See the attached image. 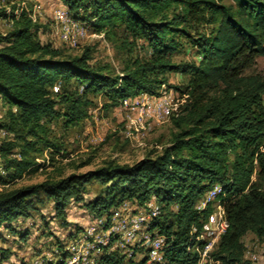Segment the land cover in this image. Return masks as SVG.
<instances>
[{
  "label": "trees",
  "instance_id": "16d2710c",
  "mask_svg": "<svg viewBox=\"0 0 264 264\" xmlns=\"http://www.w3.org/2000/svg\"><path fill=\"white\" fill-rule=\"evenodd\" d=\"M59 1L94 32L120 39L127 59L120 72L111 63L95 66L91 47L67 53L41 40L45 27L28 11L17 17L0 7V18L12 21L0 33V99L8 108L0 119L7 132L0 138V160L10 172L9 179L0 176L2 184L34 170L36 154L59 151L51 123L63 118L71 126L89 118L94 97H103L109 111L126 99L156 94L163 84L171 87L170 73L190 76L189 97L172 116L177 131L171 145L159 153L0 190V227L31 217L46 200L66 220L70 203L85 201L86 186L96 181L102 192L86 205L97 217L124 201L142 205L154 196L161 214L151 229L166 236V264H199L189 249L193 228L202 229L212 208L199 211L197 204L221 184L229 227L212 257L219 264H255L245 258L244 237L252 233L264 242V74L246 71L264 56V0ZM120 27L123 36L117 35ZM183 38L199 48V62L174 60ZM139 40L149 56L133 55ZM138 252L128 257L116 249L98 264H145V258L136 260Z\"/></svg>",
  "mask_w": 264,
  "mask_h": 264
},
{
  "label": "rangeland",
  "instance_id": "374dc122",
  "mask_svg": "<svg viewBox=\"0 0 264 264\" xmlns=\"http://www.w3.org/2000/svg\"><path fill=\"white\" fill-rule=\"evenodd\" d=\"M218 1L225 4L232 3V0ZM0 7L13 15L17 10L28 11L35 21L44 25L45 28L40 33V38L44 42H50L55 47L63 48L71 54H79L85 47H91L93 65L111 63L118 72L124 67L127 53L121 47V40L116 38L113 41L108 40L103 34L94 32L88 23L82 21L88 27L89 37L79 48H71L63 41L61 25L55 19L56 9L63 7L59 0H0ZM11 24V19L0 18V33L7 32ZM116 31L118 36H123L122 27ZM182 41L183 47L174 55V60L176 62H199L201 59L199 48L184 38ZM136 54L143 57L150 55V50L143 40L137 42L133 55ZM246 73L264 74V56L258 57L255 65ZM189 79L190 76L181 73H170L168 81L172 86L163 84L167 91L173 92L181 100V107L189 97L187 91ZM55 86H58L60 90V83ZM94 101L95 104L90 109V117L77 124L67 126L63 118L53 120L50 125V137L60 147L59 151L48 148L36 154L38 164L34 170L26 172L15 182L7 184L0 182V190L40 183L50 177L58 178L71 173L84 172L110 161L132 164L147 155L159 153L171 145L173 133L177 131L172 117L154 124L152 130L145 135L143 133L134 134L129 139L125 136V113L122 108L118 109L120 107L118 106L105 111L102 108L103 97H94ZM7 109L0 99V119L6 118ZM2 130L4 129H0V138L7 136L1 133ZM9 175L10 172L4 170V162L0 160V176L3 179H9ZM253 181L261 184L257 174H254ZM102 188L103 186L96 181L88 184L85 201L73 200L67 208L66 220L56 215L54 201L46 200L39 204L31 217L19 218L10 226L8 224L1 226L0 264H29L37 256L42 255L47 258V264H56L57 260L53 255L58 249L64 247V242L85 230L99 218L87 207L86 203L96 199L101 194ZM121 204L113 206L110 215L100 216L106 219L105 223H108L107 217H112L113 212ZM244 242L246 250L258 256L255 264H264V242L252 233L244 237ZM116 249L115 247L114 250ZM137 251L139 252L136 260L139 261L146 257V248H139Z\"/></svg>",
  "mask_w": 264,
  "mask_h": 264
},
{
  "label": "built area",
  "instance_id": "2783aa9c",
  "mask_svg": "<svg viewBox=\"0 0 264 264\" xmlns=\"http://www.w3.org/2000/svg\"><path fill=\"white\" fill-rule=\"evenodd\" d=\"M22 11L17 10L14 16H20ZM55 19L62 28L61 38L71 48H79L89 37L87 25L75 18L67 8H57ZM58 90V86H54V91ZM181 105V100L173 92L167 91L165 85L156 94L144 93L137 98L124 100L120 107L125 113V136L131 139L134 134L145 135L154 124L177 114ZM1 133L7 134L5 130ZM226 197L223 185L215 184L197 204L199 211L208 206L212 208L203 220L202 229L193 228L195 241L189 249L199 255V264H219L213 259L212 252L229 227ZM160 214L161 206L154 196L142 205L124 201L112 217H107L108 223H105L104 217H99L85 230L65 241L64 247L53 255L56 264H98L103 255L115 247L128 257H133L137 249L146 248L145 264H166V236L151 229L152 222ZM43 256H37L29 264H47V258ZM245 258L254 263L258 260V256L249 250H245Z\"/></svg>",
  "mask_w": 264,
  "mask_h": 264
},
{
  "label": "crops",
  "instance_id": "0c3cea01",
  "mask_svg": "<svg viewBox=\"0 0 264 264\" xmlns=\"http://www.w3.org/2000/svg\"><path fill=\"white\" fill-rule=\"evenodd\" d=\"M141 95H142V94H141ZM141 95H139V96H141ZM139 96L133 97V98H131V99L137 98V97H139ZM119 108H121V107H118V109H119Z\"/></svg>",
  "mask_w": 264,
  "mask_h": 264
}]
</instances>
